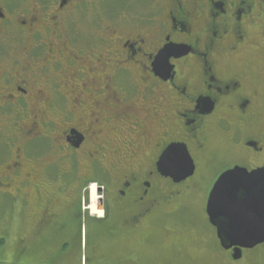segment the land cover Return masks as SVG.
I'll use <instances>...</instances> for the list:
<instances>
[{"label": "flooded vegetation", "instance_id": "obj_1", "mask_svg": "<svg viewBox=\"0 0 264 264\" xmlns=\"http://www.w3.org/2000/svg\"><path fill=\"white\" fill-rule=\"evenodd\" d=\"M11 120L0 191L17 199L51 170L94 182L95 262L130 264L200 171H220L200 199L207 220L222 173L264 171V0H0V123ZM174 145L194 171L179 182L163 171L183 169L158 166ZM54 205L31 235L68 207Z\"/></svg>", "mask_w": 264, "mask_h": 264}, {"label": "rangeland", "instance_id": "obj_2", "mask_svg": "<svg viewBox=\"0 0 264 264\" xmlns=\"http://www.w3.org/2000/svg\"><path fill=\"white\" fill-rule=\"evenodd\" d=\"M7 122L0 123V155L10 151V147L12 151L11 137L14 129L9 126L12 120ZM84 170L82 165L79 174H87ZM219 172L198 173L199 178L204 175L198 192L193 190L185 194L186 197L181 198L180 203L175 202L179 206L172 215L160 219L161 223L155 221L148 241L139 246L138 250L134 248L130 264H264V244L244 250L242 258L237 261L228 259L219 247L215 231L208 223L200 201ZM42 176V188L23 187L17 199L0 191V264H49V261L55 264H97L93 253L95 219L101 217L102 213L97 207L101 215L94 216L92 214L95 212L88 209L90 187L96 184L89 182L85 190H81L74 186L75 182L68 184L67 179H61L57 171L51 170ZM10 193L15 194V191L11 190ZM99 197H102V192ZM53 202L55 212L68 207L51 226L48 222L41 234L31 235L37 228L39 207L43 209ZM28 218L31 222H28ZM161 226L166 229L164 236L162 232L159 233ZM58 240H63L59 247ZM21 246L23 252L20 255ZM122 264H126L125 261Z\"/></svg>", "mask_w": 264, "mask_h": 264}, {"label": "water", "instance_id": "obj_3", "mask_svg": "<svg viewBox=\"0 0 264 264\" xmlns=\"http://www.w3.org/2000/svg\"><path fill=\"white\" fill-rule=\"evenodd\" d=\"M171 147L180 148L176 145ZM181 149L182 163L168 166L183 171H163L174 182L184 180L194 172L188 153L184 147ZM162 157L158 162L159 168L163 166ZM225 177H229L227 186L218 191ZM97 194L100 195L99 189ZM206 214L209 223L216 229L220 246L225 250L234 248L232 260L241 258V249L249 250L264 244V171L248 172L235 168L222 173L210 191Z\"/></svg>", "mask_w": 264, "mask_h": 264}, {"label": "snow or ice", "instance_id": "obj_4", "mask_svg": "<svg viewBox=\"0 0 264 264\" xmlns=\"http://www.w3.org/2000/svg\"><path fill=\"white\" fill-rule=\"evenodd\" d=\"M182 149L178 147H171L169 148L164 154L161 159V163L163 167L168 166L169 164H181L182 163V157H181ZM229 181V177H225V180L220 184L218 187V191L221 190L222 186H227V183ZM93 191L96 190V185H92Z\"/></svg>", "mask_w": 264, "mask_h": 264}, {"label": "bare ground", "instance_id": "obj_5", "mask_svg": "<svg viewBox=\"0 0 264 264\" xmlns=\"http://www.w3.org/2000/svg\"><path fill=\"white\" fill-rule=\"evenodd\" d=\"M97 200L100 202L101 198L97 194L96 190L93 191L92 185H91L90 187V207L88 208L91 210V212L96 211L98 204H99Z\"/></svg>", "mask_w": 264, "mask_h": 264}]
</instances>
